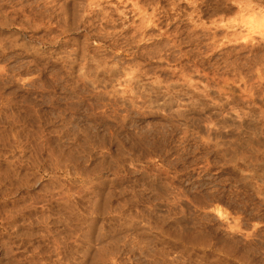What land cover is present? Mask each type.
<instances>
[{"label":"rangeland","instance_id":"1","mask_svg":"<svg viewBox=\"0 0 264 264\" xmlns=\"http://www.w3.org/2000/svg\"><path fill=\"white\" fill-rule=\"evenodd\" d=\"M0 264H264V0H0Z\"/></svg>","mask_w":264,"mask_h":264},{"label":"bare ground","instance_id":"2","mask_svg":"<svg viewBox=\"0 0 264 264\" xmlns=\"http://www.w3.org/2000/svg\"><path fill=\"white\" fill-rule=\"evenodd\" d=\"M91 1V0H90ZM13 177H14V175H13Z\"/></svg>","mask_w":264,"mask_h":264}]
</instances>
